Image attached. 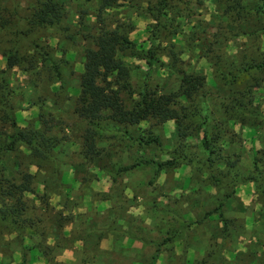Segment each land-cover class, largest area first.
Returning <instances> with one entry per match:
<instances>
[{
	"label": "trees",
	"instance_id": "obj_1",
	"mask_svg": "<svg viewBox=\"0 0 264 264\" xmlns=\"http://www.w3.org/2000/svg\"><path fill=\"white\" fill-rule=\"evenodd\" d=\"M3 1L0 0V22L3 21ZM71 1L15 0L13 13L16 14L20 5L26 2L23 17L26 30L16 35L27 37L43 28L61 26ZM83 1L96 2L95 17L104 24L105 11L118 7L120 0ZM173 1L183 4L186 13L191 11V2L196 6L209 3L216 9V18L204 27L198 24L194 28L193 34L198 38L202 35L209 41L201 58L211 57L215 51L212 46L229 33L236 40L241 37L259 39L264 34V0H157L155 5L146 8L155 24L146 42L148 48L143 51L129 38L132 27L122 23L111 30L106 29V25L100 27L94 39L95 48L84 50L79 95L74 101L73 115L86 124L79 167L98 165L102 158L98 143L117 136L127 142L129 149L161 148L164 145L159 135L138 127L150 119L158 124L172 121L171 139L176 148L171 158L159 160L137 153L130 164L118 165L115 175L151 168L155 179L180 163L190 166L194 179L204 182L203 192L199 189L193 193L205 197L203 201L199 197L194 199L193 206L201 213L193 216L192 223L216 226L210 239L214 240V245L220 241L219 248L226 241L236 243L244 236V225L234 214H244L248 208L238 199L237 192L241 186L253 184L260 203L254 220L258 227L255 247L245 246L235 256L237 262L264 264V112L257 102V91L264 83V51L257 46L248 55L240 46L238 59L237 54H233L219 67L220 56H215L218 62L214 64L211 85L217 93L211 97L203 91L207 85L205 75L201 71L184 70V62L175 52L174 44L167 49V62L159 56L158 41L168 37L174 39L179 32L178 26H172L168 17L170 11H174ZM12 35L15 36V32ZM3 44H10V47L3 48ZM50 47L30 41L28 55L22 56L17 40L4 41L0 35V55L5 60V68L0 69V238L6 234L15 235L21 251L37 250L41 257L53 260L66 249L61 241L64 224L69 219L62 211L51 207L49 199L61 196L66 190L58 154H62L68 139L63 135V122L58 118H54V124L38 122V126L32 124L28 128L18 125L16 112L21 106L13 102L14 91L9 76L13 68L22 65L23 71L33 79L35 88L45 78L49 87L59 84V91L64 90L62 70L57 62L63 61L56 60ZM57 52L63 54L60 50ZM125 56L143 61L145 70H136L138 66L126 61ZM159 72H166L168 77L175 79L176 87L167 89L166 84L163 87L151 85V77ZM133 79H136V85L132 84ZM32 104L40 110L46 107L45 100ZM52 105L57 103L54 101ZM43 116L38 114L39 119ZM28 129L32 132L28 133ZM245 130L257 135L259 149L244 148ZM38 186L42 187L41 192H37ZM215 220L217 224H211ZM45 221L56 226L53 244L48 242L51 237L47 231L40 228ZM175 235L176 231L165 241H172ZM26 239L32 247L26 244ZM226 252L231 254L230 249ZM157 256L154 254L153 261Z\"/></svg>",
	"mask_w": 264,
	"mask_h": 264
},
{
	"label": "rangeland",
	"instance_id": "obj_2",
	"mask_svg": "<svg viewBox=\"0 0 264 264\" xmlns=\"http://www.w3.org/2000/svg\"><path fill=\"white\" fill-rule=\"evenodd\" d=\"M156 2L157 0H120L118 7L105 11V21L102 24L101 19L95 17L97 10L95 1L85 3L83 0H72L67 8V17L61 26L43 28L27 37L16 35L17 32L26 30L23 20L26 15L24 7L26 2L20 5L17 14L13 13L15 0L2 2L4 9L1 13L3 21L0 22L2 40H17L19 54L22 56L28 55L30 41H37L41 45L48 44L56 60L63 61V63L57 61L64 81L62 91H59V84L49 87L44 82L45 78L43 83H39L35 88L33 79L23 71L22 65L21 67L17 65L9 74L14 91L13 102L21 106L16 112L18 125L28 128L32 124L38 126L40 122L54 124L56 123L54 118H58L63 122V135L68 139L62 154H58L59 168L63 171L66 190L61 196H52L49 199L51 207L62 211L69 219L62 231L61 242L65 243L66 249L61 254L66 250H73L75 264H250L248 261L237 262L235 255L244 250L245 246L255 247L254 236L258 227L254 220L257 218L260 203L253 184L243 185L237 192L238 199L248 208L244 214H234L244 225V236L238 238L236 243L226 241L224 246L219 248L220 241L214 245V240L210 239L211 234H215L216 226L192 223L193 216L201 213L198 207L193 206L194 199L199 197L203 201L205 197L193 193L199 189L203 192L204 182L194 179L190 166L180 163L155 179L151 168L115 175L118 165L130 164L137 153L159 160L171 158V153L176 148L175 142L171 139L174 131L172 121L158 124L150 119L138 127L139 130L159 135L164 145L161 148L129 149L127 142L117 136L115 139L98 143L102 150V158L98 165L87 164L79 167L82 162L80 156L82 135L86 124L77 120L73 115V109L75 98L79 95L84 50L95 48L94 39L100 27L106 25V29L111 30L118 23L132 27L129 38L136 43L138 49L147 50L146 42L155 22L146 8L155 5ZM173 4L174 11H170L168 17L172 20V26H178L179 32L174 39L168 37L158 41L161 49L159 56L163 62H167V49L174 44L175 52L184 62L182 68L193 72L201 71L205 75L207 85L203 91L208 92L211 97H215L217 93L211 85L216 66L214 64L218 62L215 56H220V62L217 63L219 67L233 54H237L238 59L241 47L248 55L257 46L264 51L262 42L264 34L259 39L247 40L241 37L236 40L229 33L227 37L221 38L220 43L212 46L215 51L211 57L201 58V52L207 50L209 41L202 35L198 38L193 34L194 28L198 24L204 27L209 20L216 18V9L209 3L196 6L191 2V11L186 13L183 4L175 1ZM176 11L180 13H174ZM213 22L218 24L214 19ZM9 32H12L11 35ZM13 32L15 36L12 35ZM55 46H59L58 50L63 52L62 55L57 52ZM2 47L9 48L10 44H3ZM125 60L138 66L136 70H145L143 61L129 59L128 56H125ZM4 68L5 60L0 55V69ZM136 83V79H133L132 84ZM175 83V79L168 77L166 72L154 74L150 79L151 85L163 87L166 84L167 89H174L177 85ZM257 97V102L264 112V83L257 91ZM39 100L46 101V107L41 110L32 104ZM54 101L57 103L56 106L52 105ZM41 113L44 116L39 119L38 114ZM31 132L32 130L28 129V133ZM243 146L245 149H259L260 141L257 135L245 130ZM31 170L34 172V168ZM41 190L42 187L38 186L37 192ZM172 216L175 219H172ZM216 222L215 220L211 224ZM40 228L47 231L51 237L48 242L53 244L52 237L56 233V226L45 221ZM174 231H176L174 239L170 242L165 241ZM26 244L32 247L28 239ZM228 249L231 250V254L224 253ZM24 252L19 249L15 235H2L0 264H62L57 261L59 255L53 260H48L41 257L37 250ZM156 253L157 259L153 261L152 257Z\"/></svg>",
	"mask_w": 264,
	"mask_h": 264
},
{
	"label": "crops",
	"instance_id": "obj_3",
	"mask_svg": "<svg viewBox=\"0 0 264 264\" xmlns=\"http://www.w3.org/2000/svg\"><path fill=\"white\" fill-rule=\"evenodd\" d=\"M262 42L264 43V38L262 37ZM59 263L62 264H75L76 259L74 256V251L73 250H66L63 254L58 256Z\"/></svg>",
	"mask_w": 264,
	"mask_h": 264
}]
</instances>
